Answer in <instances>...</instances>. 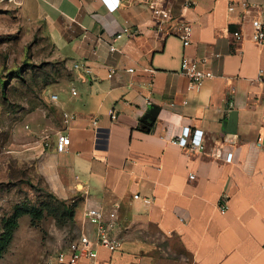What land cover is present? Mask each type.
<instances>
[{
  "label": "crops",
  "instance_id": "crops-1",
  "mask_svg": "<svg viewBox=\"0 0 264 264\" xmlns=\"http://www.w3.org/2000/svg\"><path fill=\"white\" fill-rule=\"evenodd\" d=\"M150 1L0 0V11L16 12L46 40L48 57L70 72L46 86L48 105L31 115L29 129L18 123V133L9 135L25 138L7 149L21 160L7 155L0 165H35L59 196L77 201V236L63 237L58 250L69 251L83 233L96 238L87 207H101L107 219L116 209L119 247L97 245L95 259L82 256L73 264H264V44L252 39L250 22L258 14L264 19V0L235 10L229 0H157L172 13L164 22ZM184 23L193 27L186 46L179 35ZM184 56L207 58L214 72L199 89H187ZM154 104L202 129L205 148L189 152L171 143L163 118L150 128L137 125ZM111 109L124 122L115 123ZM95 121L112 127L110 143ZM60 131L71 138L64 151L56 149ZM227 133L237 134V145L224 140ZM217 145L233 150V159L215 158Z\"/></svg>",
  "mask_w": 264,
  "mask_h": 264
},
{
  "label": "rangeland",
  "instance_id": "rangeland-1",
  "mask_svg": "<svg viewBox=\"0 0 264 264\" xmlns=\"http://www.w3.org/2000/svg\"><path fill=\"white\" fill-rule=\"evenodd\" d=\"M49 49L16 12L0 11V151L6 155L2 159L9 155L21 160L7 149L15 150L25 138L9 135L18 133V123L29 129L31 115L39 116V108L47 104L51 91L46 86L70 74L63 61L48 57ZM76 205L77 201L59 196L35 165H0V234L9 219L15 222L0 264L43 263L60 248L63 237L77 236ZM33 209L41 214L33 217Z\"/></svg>",
  "mask_w": 264,
  "mask_h": 264
},
{
  "label": "built area",
  "instance_id": "built-area-1",
  "mask_svg": "<svg viewBox=\"0 0 264 264\" xmlns=\"http://www.w3.org/2000/svg\"><path fill=\"white\" fill-rule=\"evenodd\" d=\"M107 1L110 3L113 0ZM197 1L198 0H188L187 4L194 5L195 3H197ZM249 4L250 2H248L247 0H229V9L235 10L237 6L247 8ZM150 7L153 14L158 17L161 22L172 18V13L170 12V10L163 5H160L157 0H151ZM250 22L252 26V39L257 43L264 44V19L262 18L261 14L252 17ZM122 31L133 33L127 26H124ZM233 33L236 38H242V33L240 30H235ZM167 34H171V31H167ZM192 34L193 27L189 23H184L180 26L179 35L182 38L183 44L185 46L191 44ZM120 35L121 32H118L116 34L117 37H119ZM114 48L115 46L111 45V49ZM207 61V58L199 59L190 56L183 57L182 71L189 78L187 84L188 90L199 89L206 78L214 75V72L205 65ZM74 67L83 68L86 73H90V68L80 62H76L74 64ZM128 70H133V68L130 67L128 68ZM150 71L153 72L154 70L150 69ZM113 72H115V69H112L110 75H112ZM71 90L74 94L77 93V89L75 87H72ZM56 96V94H52V98H55ZM110 113L114 117L117 116V118L115 119V123L120 124L124 122V119L120 117L114 109H111ZM64 115L65 121L67 122L71 115H69L68 113H65ZM157 117L165 119L168 124V129H171V134L169 136V140L171 141V143L179 145L187 149L189 152H197L205 148L204 131L200 128L192 127L190 124L182 123L180 119V113L168 108L161 107L159 113L157 114ZM136 122L137 125H139L140 121L138 120ZM132 126H135V123L134 125H129V127ZM95 129L98 133H100V135L102 132L108 133L107 138L109 142L112 127H101L100 125H97L95 121ZM48 137V133L41 136L42 139H47ZM224 140L233 145L238 144V136L235 133H227L224 137ZM70 143L71 138L67 133L63 131L57 133L56 149L58 151H64L68 149ZM95 147L97 149L100 148L103 150L106 148L97 144L95 145ZM212 154L215 158L224 159L226 161H231L234 157L233 150L224 151V148L221 145H217L214 148ZM190 176L194 177V174H191ZM139 196L140 193H134V197L137 198ZM145 199L149 200V198ZM226 199L227 196L222 195L219 200V208L222 212H225L228 209ZM85 214L88 220L96 225V238L93 239L86 233L81 234L78 239H75L70 243L69 251H66L65 249L58 250L55 253L54 257H51L47 260L46 264H73L76 263L82 256H88L92 259H95L98 256V251L96 248L97 245H101L109 249H116L119 247L121 240L114 232L116 209H113L108 213L109 219H107L105 211L99 206L87 207Z\"/></svg>",
  "mask_w": 264,
  "mask_h": 264
},
{
  "label": "trees",
  "instance_id": "trees-1",
  "mask_svg": "<svg viewBox=\"0 0 264 264\" xmlns=\"http://www.w3.org/2000/svg\"><path fill=\"white\" fill-rule=\"evenodd\" d=\"M31 65H34L35 63H30ZM3 90H5V87H3ZM146 124V128L150 127L152 125L151 121H143L142 119L139 122V125L144 126ZM41 213L37 209L31 210V215L33 217L39 216ZM15 222L13 220H10L6 223L5 229L0 234V256L3 254L9 243L11 242L13 235H14V228Z\"/></svg>",
  "mask_w": 264,
  "mask_h": 264
},
{
  "label": "water",
  "instance_id": "water-1",
  "mask_svg": "<svg viewBox=\"0 0 264 264\" xmlns=\"http://www.w3.org/2000/svg\"><path fill=\"white\" fill-rule=\"evenodd\" d=\"M159 111H160V107L154 104L144 113L141 119L143 121H151V122L153 121L154 122L157 118V114L159 113ZM144 126H146V124H144ZM231 131L233 132V129H231Z\"/></svg>",
  "mask_w": 264,
  "mask_h": 264
}]
</instances>
